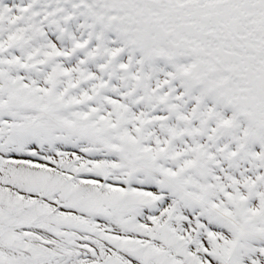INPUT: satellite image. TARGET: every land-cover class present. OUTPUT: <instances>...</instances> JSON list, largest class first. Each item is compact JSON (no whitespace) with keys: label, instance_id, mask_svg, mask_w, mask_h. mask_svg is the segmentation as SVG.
<instances>
[{"label":"snow or ice","instance_id":"obj_1","mask_svg":"<svg viewBox=\"0 0 264 264\" xmlns=\"http://www.w3.org/2000/svg\"><path fill=\"white\" fill-rule=\"evenodd\" d=\"M0 264H264V0H0Z\"/></svg>","mask_w":264,"mask_h":264}]
</instances>
